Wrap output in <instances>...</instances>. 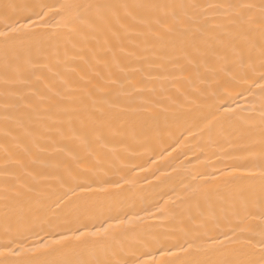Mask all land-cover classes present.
Wrapping results in <instances>:
<instances>
[{
	"label": "snow or ice",
	"instance_id": "6c2138e0",
	"mask_svg": "<svg viewBox=\"0 0 264 264\" xmlns=\"http://www.w3.org/2000/svg\"><path fill=\"white\" fill-rule=\"evenodd\" d=\"M162 125L221 166L130 197ZM0 161V264H264V0H0Z\"/></svg>",
	"mask_w": 264,
	"mask_h": 264
},
{
	"label": "bare ground",
	"instance_id": "6f19581e",
	"mask_svg": "<svg viewBox=\"0 0 264 264\" xmlns=\"http://www.w3.org/2000/svg\"><path fill=\"white\" fill-rule=\"evenodd\" d=\"M17 3H39L41 0H15ZM202 2H210V0H202ZM169 55H180L181 52H170ZM158 55H165L159 53ZM139 79V76H137ZM157 89L162 87L161 84L155 85ZM163 87L167 88L169 85L164 84ZM157 94V99H162ZM159 107H169L170 105L165 102ZM182 129L177 128L175 125L168 127L161 126V129L154 134L152 144L148 147L137 146L134 142L129 141L128 145H122L119 142V137L113 140L110 147L116 148V154L106 157V163L114 164L116 167L123 168L120 175H126L134 181L135 187L127 194L130 197L138 198L144 197L145 200H161V203L169 200V197L174 198L179 195L181 180L193 179L200 172L211 171L214 167L221 165L216 162V157L211 154L207 149L204 155H200L198 159H194L200 152V148L196 147L199 136L195 139L187 132L180 136ZM195 131V129L193 130ZM179 137V139H176ZM175 141V142H173ZM169 145H171L169 147ZM127 148L125 151L124 149ZM166 150V151H165ZM183 153V154H181ZM48 162L55 166L60 163L69 162L64 156H51L48 157ZM2 163V161H0ZM138 165L133 172H128V168ZM2 178V174H0ZM187 180H185V183ZM172 187L177 188L175 194L169 192ZM131 202V201H130ZM44 210H41L35 215L42 216ZM5 223L0 219V234H2ZM27 239L24 241L25 247L38 246L42 239L49 241L53 239L48 237L45 231H41L40 227H35L31 232L25 233Z\"/></svg>",
	"mask_w": 264,
	"mask_h": 264
}]
</instances>
